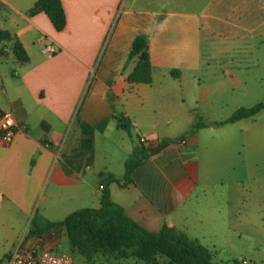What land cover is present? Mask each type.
Returning a JSON list of instances; mask_svg holds the SVG:
<instances>
[{"label": "crops", "instance_id": "0c3cea01", "mask_svg": "<svg viewBox=\"0 0 264 264\" xmlns=\"http://www.w3.org/2000/svg\"><path fill=\"white\" fill-rule=\"evenodd\" d=\"M36 3L0 0V30L29 58L21 63L11 42L0 43V114L15 121L13 141L0 139V234L17 236L0 258L21 241L52 250L64 230L18 238L37 207L49 203L58 216L38 225L46 227L79 210L72 206L100 208V186L148 231L167 226L203 245L206 236L230 233V204L221 221L213 176L233 162L264 170V111L225 123L254 105L237 101V53L220 44V34L264 26V0H61L67 21L61 32L44 12L29 14ZM137 37L149 43V85L127 82ZM45 44L57 53L44 54ZM242 88L244 98L264 101L262 87ZM198 116L224 124L195 129ZM78 120L94 133L85 135ZM87 138L92 146L84 149ZM142 138L154 147L174 142L148 155L128 182L126 162L147 149ZM111 175L126 185L108 183Z\"/></svg>", "mask_w": 264, "mask_h": 264}, {"label": "trees", "instance_id": "16d2710c", "mask_svg": "<svg viewBox=\"0 0 264 264\" xmlns=\"http://www.w3.org/2000/svg\"><path fill=\"white\" fill-rule=\"evenodd\" d=\"M38 12H44L48 16L57 32L65 29L67 21L61 0H37L29 14L34 15ZM2 42H11L16 58L21 63L28 62L29 58L18 40L14 39L7 31L0 30V43ZM131 62L135 63V67L127 76V82L133 85L151 84L152 64L149 43L145 38L137 37L135 39L128 55L127 64ZM172 73L174 74V72ZM261 111H264V101L250 108L242 107L236 110L225 123H235L253 117ZM119 121L124 122L125 120ZM78 124L85 135L91 136L94 133L93 128L82 120H78ZM223 124L210 123L198 116L194 127L200 129ZM121 127L129 132L126 121L124 124L122 123ZM172 142L174 140H163L156 147L152 146L133 153L126 162L124 179L129 182L134 170L148 155L159 152ZM82 146L84 149H89L92 146L91 139H84ZM108 183L126 185H122L121 181L113 175L109 177ZM55 229L64 230L72 252H76L88 260L100 254L109 260L134 259L145 264H159L161 258L168 259L169 264H217L212 262L211 251L197 239H192L167 226L158 232L146 230L128 217L123 207L112 201L110 191L106 186H103L102 189L100 208L76 210L62 221L50 223L46 227H39L32 222L25 240L42 237L43 234ZM4 257L0 258V263ZM224 264L253 263L234 259Z\"/></svg>", "mask_w": 264, "mask_h": 264}, {"label": "rangeland", "instance_id": "374dc122", "mask_svg": "<svg viewBox=\"0 0 264 264\" xmlns=\"http://www.w3.org/2000/svg\"><path fill=\"white\" fill-rule=\"evenodd\" d=\"M221 30L223 31L220 34V44L225 42L226 46L230 45V49L237 53L236 66L240 75V84L236 87L237 101L243 105H255L261 98L253 100L244 98L242 86L247 84L254 85L256 89L261 87L264 89V26L228 27ZM78 132L75 129L72 138ZM228 164L225 168H218L214 173L213 198L217 206L223 207L221 221H226L227 206L228 203L230 204V221L234 228L230 233H222L219 226L221 231H218V234L215 232L214 235L206 236L204 246L211 251L212 262L217 264H224L234 259L264 264V170H243L235 162ZM227 200L229 202H226ZM44 205L40 204L31 218L37 225H42L43 221L48 219L58 218L51 212L49 203ZM89 205L93 207L92 204ZM81 207L75 205L71 209L74 211ZM31 219L18 238L24 237L28 232ZM15 237L17 236L7 237L0 234V253L9 248V242ZM55 244L52 250L55 253L70 255L75 264H145L134 259L109 260L100 254L88 260L72 252L66 234L62 232L57 235ZM159 264H169V261L161 258Z\"/></svg>", "mask_w": 264, "mask_h": 264}, {"label": "built area", "instance_id": "2783aa9c", "mask_svg": "<svg viewBox=\"0 0 264 264\" xmlns=\"http://www.w3.org/2000/svg\"><path fill=\"white\" fill-rule=\"evenodd\" d=\"M44 41V40H43ZM43 53L53 56L57 49L52 44L43 46ZM23 131H26L23 128ZM15 137V121L10 114H0V139L5 145H9ZM140 143L146 148L154 144L147 139H140ZM103 189V186H100ZM0 264H75L74 259L64 253H55L51 249H42L37 245L20 242L18 246L6 255Z\"/></svg>", "mask_w": 264, "mask_h": 264}]
</instances>
